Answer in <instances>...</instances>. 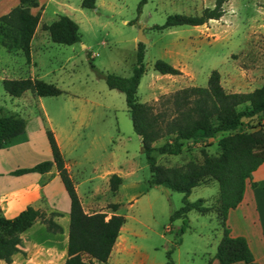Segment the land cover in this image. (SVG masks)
I'll return each mask as SVG.
<instances>
[{"label":"rangeland","instance_id":"obj_1","mask_svg":"<svg viewBox=\"0 0 264 264\" xmlns=\"http://www.w3.org/2000/svg\"><path fill=\"white\" fill-rule=\"evenodd\" d=\"M140 2L95 0V7L90 9L81 6L82 0H38L39 8L32 9L41 12L42 23L33 38L36 65L29 66L20 49L8 48L0 40V116L15 114L23 118L31 145L40 155L49 153L46 130H51L65 159L72 164L85 208L125 217L117 252L109 264H164L169 250L173 264H205L215 255L225 226L218 214L217 181L206 177L189 195L191 201L202 198L209 211L200 214L192 210L185 218L170 221L171 213L182 204L183 194L149 187V167L133 130L125 96L108 88L98 71L130 76L137 63L142 29L147 41L142 42L145 72L137 89L140 101L147 98L150 87L153 95L148 104H156L160 96L194 82L205 87L212 70L220 73L221 84L228 92L256 89L264 79V0H226L224 15L217 21L196 28L182 25L165 29L156 26L163 25L168 15H199L205 7H213L215 0H146L141 6ZM18 4V0H0V16ZM60 15L78 24L80 42L65 45L51 41L42 25ZM179 46L190 54L187 63L196 78L187 74L160 77L153 69L155 60L167 61L166 52ZM31 77L52 83L62 93L38 96L26 91L13 97L3 88V79ZM249 123H256V119ZM219 137L221 134L204 144L185 141L179 155L156 153L157 163H200L202 149L217 156ZM30 160L13 153L0 154V168L8 164L22 168ZM113 168L130 172L116 191L107 186L108 173L104 172ZM95 175L101 181L95 183L91 195V182L85 179ZM113 204L117 205L115 210ZM120 248L122 252L117 255ZM31 250L34 252V248Z\"/></svg>","mask_w":264,"mask_h":264},{"label":"trees","instance_id":"obj_2","mask_svg":"<svg viewBox=\"0 0 264 264\" xmlns=\"http://www.w3.org/2000/svg\"><path fill=\"white\" fill-rule=\"evenodd\" d=\"M146 0H141L140 6ZM226 0H215L213 7H205L199 15L171 14L157 29L173 26H198L210 20H218L225 10ZM39 6L38 0H19V4L0 16V40L8 48L20 49L30 61V42L40 20V12L32 8ZM83 8H94L95 0H82ZM139 6V8H140ZM52 42L72 45L80 42L78 24L66 15H60L50 24H43ZM145 45L137 44V63L130 76L98 71L110 89H117L125 96L134 132L140 137L141 150L149 167V186H161L183 194L182 204L170 215V221L185 218L194 210L200 214L209 211L203 199L191 201L193 188L203 180L212 178L218 183V214L224 227L217 245L215 258L220 264L243 261L245 264H259L243 236H231L226 227L230 209L242 200L246 180L264 162V83L249 92H228L220 81V73L212 70L207 86H189L162 95L156 104L139 102L136 96L140 79L145 72L143 64ZM153 69L161 74L178 75L181 71L163 59L155 60ZM4 90L13 97H20L31 91L38 96H57L62 91L52 83L38 78L3 79ZM243 106V108H241ZM256 119L250 124L249 120ZM26 122L15 114L0 116V149L19 141L25 132ZM219 137L220 153L210 156L201 150L202 161H188L181 166H163L157 163L160 155H179L183 143L190 141L204 144L207 139ZM51 159L43 160L31 167L16 168L12 175L29 172L45 173L55 166L70 200L67 255L63 264H107L108 258L125 223L121 214H87L82 208L75 184L65 167L60 148L51 130H46ZM167 138L161 145L154 143ZM121 177L112 174L109 178L111 191H116ZM254 186V183H252ZM114 210L115 204L112 205ZM57 212L27 206L12 218L0 215V260L7 264L13 255L26 252L21 249V233L36 221L45 225L48 232H62L56 222ZM120 236V235H119ZM119 238V237H118ZM164 264H173L171 250L166 254Z\"/></svg>","mask_w":264,"mask_h":264},{"label":"crops","instance_id":"obj_3","mask_svg":"<svg viewBox=\"0 0 264 264\" xmlns=\"http://www.w3.org/2000/svg\"><path fill=\"white\" fill-rule=\"evenodd\" d=\"M38 8L39 6L36 7L35 9ZM40 9L43 11V7ZM7 12H9V10ZM32 12L37 13L39 11L34 12L32 10ZM40 18H41V12H40ZM41 24L42 23L39 20V23L35 29V32L30 42L31 53H30V61H29L30 63L28 62L29 66L36 65L34 61V53H33V45H34L33 38ZM199 26L201 25L193 26V27L196 28ZM82 46L85 47V45ZM166 56H167L166 58L167 61L170 62L173 66L177 67L181 71V74L171 75V74L160 73L161 74L159 75L160 77L164 79H170V78L182 77L185 76V74H187L189 76L191 75L192 77L196 78V73L194 69L189 63H187V60L190 59V54L185 53L180 46L169 49L166 52ZM263 83H264V79L260 82V86ZM190 86H198V85L196 82H194L191 83ZM151 88L152 87H150L147 98H145V100L143 101L139 100L138 94L136 92V96L139 102L147 103L151 100V96L153 95V89ZM252 90L254 89H244L243 91L237 90L232 92H249ZM55 138L61 151V144L56 135ZM157 142L159 141H156L154 143L155 146L161 145L164 141L160 144H157ZM12 153L17 154L18 156L21 157L31 158L30 162L24 167H31L38 162H41L43 160H50L52 158L50 147H49V153L40 155L38 153V150L31 145V137H30V133L27 130V126L25 127V132L21 136L18 143L0 149V154H5L6 156H9ZM61 154L64 159L65 167L67 168L75 184V188L80 198L83 210L87 214L97 213V212H90L83 205L80 194L78 192L79 184L74 181L72 164L65 159L62 151ZM4 163L6 164L5 159H4ZM16 168H20V167H14L8 164L7 167L0 168V215L6 218H12L15 215H17L20 211L25 209L27 206H32L34 208L44 210L47 213L57 212L60 215L56 216L55 220L62 227V232L59 233L48 232L43 223H41L40 221L34 222L32 226H30L28 229H26L24 232L21 233V238H22L21 249L26 252V256H24L21 252H17L16 254L13 255L12 262L10 264H63L67 255L70 200L63 186V183L60 179L58 171L56 170L55 166H52V168L45 173L29 172L21 175H12L11 171ZM104 172L108 173L106 178L107 186L109 184V178L112 174L115 173L118 176H120L123 183L126 175H129L130 173L128 171L125 172L121 169H115V168L106 170ZM85 180L91 182L90 191L94 188L95 183H100L101 181L99 179V175L88 177ZM252 183H254V186H252ZM151 187H155V186H151ZM156 187H161V186H156ZM162 188L165 191L169 190L164 187ZM91 195H92V191H91ZM112 214H117V213L113 212ZM109 216H107V218ZM225 223H226V227L229 228V234L231 236H243L246 238L248 245L254 255L255 260L259 264H264V162L260 166H258V168L252 172L251 177L246 180V186H245L243 198L235 208L229 210ZM123 229H124V224L120 228V232H119L120 236L118 235L119 238H121V232L123 231ZM222 233L223 231L221 229V237H222ZM38 236L40 237V240ZM118 237L116 239V242L114 243L107 264H109L112 255L116 251L117 241L119 240ZM32 248H34V252L31 250ZM118 251L119 252L117 253V255H120V253L122 252L121 248ZM95 263L98 264L97 262ZM0 264H7V263L0 260ZM205 264H220V263L218 262V260L215 258L214 255L210 259V261ZM231 264H245V263L243 261H238Z\"/></svg>","mask_w":264,"mask_h":264},{"label":"water","instance_id":"obj_4","mask_svg":"<svg viewBox=\"0 0 264 264\" xmlns=\"http://www.w3.org/2000/svg\"><path fill=\"white\" fill-rule=\"evenodd\" d=\"M138 39H139L140 42L147 41V39L142 34V29L139 30Z\"/></svg>","mask_w":264,"mask_h":264}]
</instances>
